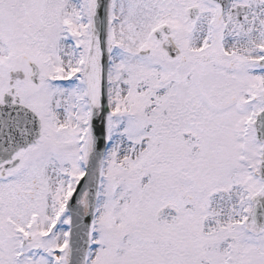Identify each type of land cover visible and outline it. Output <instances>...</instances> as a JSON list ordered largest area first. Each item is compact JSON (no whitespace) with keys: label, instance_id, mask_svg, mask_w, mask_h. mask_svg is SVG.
<instances>
[{"label":"snow or ice","instance_id":"1","mask_svg":"<svg viewBox=\"0 0 264 264\" xmlns=\"http://www.w3.org/2000/svg\"><path fill=\"white\" fill-rule=\"evenodd\" d=\"M0 264H264V0H0Z\"/></svg>","mask_w":264,"mask_h":264}]
</instances>
